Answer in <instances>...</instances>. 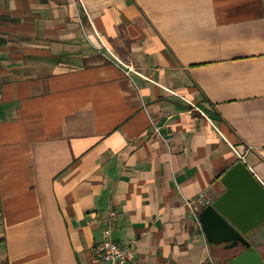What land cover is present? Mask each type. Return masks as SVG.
<instances>
[{
	"label": "crops",
	"instance_id": "1",
	"mask_svg": "<svg viewBox=\"0 0 264 264\" xmlns=\"http://www.w3.org/2000/svg\"><path fill=\"white\" fill-rule=\"evenodd\" d=\"M242 157L264 184V0H0V264H94L108 228L225 264L189 203Z\"/></svg>",
	"mask_w": 264,
	"mask_h": 264
},
{
	"label": "water",
	"instance_id": "2",
	"mask_svg": "<svg viewBox=\"0 0 264 264\" xmlns=\"http://www.w3.org/2000/svg\"><path fill=\"white\" fill-rule=\"evenodd\" d=\"M225 191L200 210L208 243L241 252L225 264H264V184L240 161L221 178Z\"/></svg>",
	"mask_w": 264,
	"mask_h": 264
},
{
	"label": "built area",
	"instance_id": "3",
	"mask_svg": "<svg viewBox=\"0 0 264 264\" xmlns=\"http://www.w3.org/2000/svg\"><path fill=\"white\" fill-rule=\"evenodd\" d=\"M244 162V158H241ZM211 204V200L204 193L200 194L196 200L189 203L194 213L197 215L201 209ZM111 219L115 213L111 212ZM105 239L94 247V264H129L136 255V244L120 245L111 237V230L108 228L104 232Z\"/></svg>",
	"mask_w": 264,
	"mask_h": 264
},
{
	"label": "rangeland",
	"instance_id": "4",
	"mask_svg": "<svg viewBox=\"0 0 264 264\" xmlns=\"http://www.w3.org/2000/svg\"><path fill=\"white\" fill-rule=\"evenodd\" d=\"M235 253H226V252H221L219 254V258L222 260V261H226V259L228 258H231Z\"/></svg>",
	"mask_w": 264,
	"mask_h": 264
},
{
	"label": "trees",
	"instance_id": "5",
	"mask_svg": "<svg viewBox=\"0 0 264 264\" xmlns=\"http://www.w3.org/2000/svg\"><path fill=\"white\" fill-rule=\"evenodd\" d=\"M235 253L231 258H228V259H226V263L227 262H229L232 258H234L235 256H237L240 252H241V250H239V249H234V250H229V251H227L226 253Z\"/></svg>",
	"mask_w": 264,
	"mask_h": 264
},
{
	"label": "flooded vegetation",
	"instance_id": "6",
	"mask_svg": "<svg viewBox=\"0 0 264 264\" xmlns=\"http://www.w3.org/2000/svg\"><path fill=\"white\" fill-rule=\"evenodd\" d=\"M239 250H241V249H239ZM227 251H229V250H226V252H227Z\"/></svg>",
	"mask_w": 264,
	"mask_h": 264
}]
</instances>
